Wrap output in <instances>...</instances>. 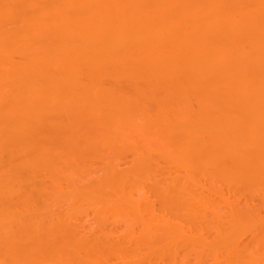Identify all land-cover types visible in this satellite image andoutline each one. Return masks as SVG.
Masks as SVG:
<instances>
[{
  "label": "bare ground",
  "instance_id": "6f19581e",
  "mask_svg": "<svg viewBox=\"0 0 264 264\" xmlns=\"http://www.w3.org/2000/svg\"><path fill=\"white\" fill-rule=\"evenodd\" d=\"M261 208L264 0H0V264H262Z\"/></svg>",
  "mask_w": 264,
  "mask_h": 264
},
{
  "label": "rangeland",
  "instance_id": "374dc122",
  "mask_svg": "<svg viewBox=\"0 0 264 264\" xmlns=\"http://www.w3.org/2000/svg\"><path fill=\"white\" fill-rule=\"evenodd\" d=\"M130 165V157L127 156L126 159H124V161H122V167L123 168H127L129 167ZM207 190V189H206ZM231 198L232 199H235V197H233L231 195ZM260 201L258 199H254L252 200V204L254 206H260L259 205ZM261 212L262 214H264V210L261 208ZM79 226L80 228L85 231V232H94L95 231V226H96V222H95V216L92 212L90 211H87V212H84L83 214H81L79 216ZM110 227H113V226H110ZM112 238L115 239V240H121L123 238V233L122 232H119L118 230H114L113 232V235H112ZM252 234H245L242 239H241V242L242 243H250L252 241ZM195 258L194 256H192V259ZM262 264H264V258L262 260Z\"/></svg>",
  "mask_w": 264,
  "mask_h": 264
}]
</instances>
